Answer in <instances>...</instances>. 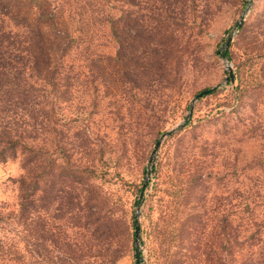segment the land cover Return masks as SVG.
<instances>
[{
    "label": "rangeland",
    "instance_id": "rangeland-1",
    "mask_svg": "<svg viewBox=\"0 0 264 264\" xmlns=\"http://www.w3.org/2000/svg\"><path fill=\"white\" fill-rule=\"evenodd\" d=\"M42 1L39 13L51 12L52 0ZM111 6L113 24L93 28L90 43L70 44L44 28L58 59L28 108L45 128L32 135L42 140L46 163L38 188L36 169L27 170V264H218V192L245 185L252 171L245 165L264 158V0ZM228 66L232 82L225 81ZM207 89L213 93L192 104L187 124L161 141L149 171L156 141L184 122ZM25 149L0 162V214L7 220L17 213ZM223 158H237L240 170L221 183ZM6 235L0 227V238ZM238 237L244 246L258 245ZM258 252L242 264H257Z\"/></svg>",
    "mask_w": 264,
    "mask_h": 264
},
{
    "label": "trees",
    "instance_id": "trees-1",
    "mask_svg": "<svg viewBox=\"0 0 264 264\" xmlns=\"http://www.w3.org/2000/svg\"><path fill=\"white\" fill-rule=\"evenodd\" d=\"M117 1L52 0L49 3L53 6L51 12L39 13L40 6L36 3H43L42 0H0V162H6L18 149L26 148L30 154L23 153L20 162L23 174L17 180V213L10 220L0 214V227L9 233L0 238V264H27L26 209L28 187L32 182L28 183L27 170L36 169L34 184L38 188L37 180L46 163L42 156V140L38 143L37 136L32 135L38 132L42 136L41 131L45 128L33 121V114L28 109L41 98L47 80L57 69V52L52 49L44 28L51 26L70 44L78 41L90 43L93 28L99 24L101 27L113 24L110 9ZM228 52L227 48L222 56L229 57ZM33 62L39 65L32 66ZM32 72L36 74L34 80ZM212 90L202 91L201 96L213 93ZM50 113L54 114L53 111ZM47 120L50 122L48 117ZM51 122L52 126L55 125ZM46 131L55 133L56 130L48 126ZM52 141V146L56 147V139ZM260 156L245 165L249 172L252 170L251 176H246L245 185L218 192V264H242L246 257L251 258L254 249L260 253L257 264H264V158ZM54 161L52 158V165ZM238 163L237 158L231 161L223 158L218 165V180L223 183L236 177L240 170L237 169ZM226 169L230 172L222 174ZM140 191L141 188L139 194ZM90 214L95 215L94 211ZM91 215L87 222L93 220ZM81 224L86 227L89 223ZM238 236L246 239L245 242L256 241L261 246L251 243L244 246L237 241ZM134 251L136 262L140 263L141 253L137 247ZM114 254L115 261L121 257L119 250Z\"/></svg>",
    "mask_w": 264,
    "mask_h": 264
},
{
    "label": "water",
    "instance_id": "water-1",
    "mask_svg": "<svg viewBox=\"0 0 264 264\" xmlns=\"http://www.w3.org/2000/svg\"><path fill=\"white\" fill-rule=\"evenodd\" d=\"M248 11V7L245 11V13ZM245 15V14H244ZM244 15L241 16L239 22L237 23V26L236 28L238 29L241 25H242V22L244 21ZM232 41V35H230L228 38H227V41L225 42V46L223 48V50H226L230 44V42ZM227 70H228V77L225 79L226 82L230 81L232 82L234 79H233V75H232V70H231V67L228 66L227 67ZM202 94L199 93L191 102V105L189 107V110H188V113L184 119V122L182 124H179L177 125L176 127L170 129L169 131H166L165 133H163L160 138L156 141L154 147H153V150L151 151V154H150V157H149V171L152 170L153 168V165H154V162H155V158H156V153L161 145V141L168 137L169 135H171L173 132H175L177 129L181 128L183 126V124H185L188 119L190 118V115H191V112H192V104L201 96ZM146 180H148V175L146 176L145 178V181L141 187V191H140V194H139V198L142 197L143 195V192L145 190V185H146ZM139 240H140V236H139V224H138V213H136L135 215V219H134V242H135V246L137 247V245L139 244Z\"/></svg>",
    "mask_w": 264,
    "mask_h": 264
}]
</instances>
